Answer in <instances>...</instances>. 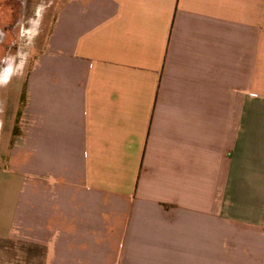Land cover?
Instances as JSON below:
<instances>
[{
    "label": "crops",
    "instance_id": "0c3cea01",
    "mask_svg": "<svg viewBox=\"0 0 264 264\" xmlns=\"http://www.w3.org/2000/svg\"><path fill=\"white\" fill-rule=\"evenodd\" d=\"M5 1L0 264H264V0Z\"/></svg>",
    "mask_w": 264,
    "mask_h": 264
},
{
    "label": "rangeland",
    "instance_id": "374dc122",
    "mask_svg": "<svg viewBox=\"0 0 264 264\" xmlns=\"http://www.w3.org/2000/svg\"><path fill=\"white\" fill-rule=\"evenodd\" d=\"M6 0L3 2L4 10L13 11V18H7L8 25L5 26V38H4V59L5 64L2 69V73L11 74L13 70L15 72H26L28 63L31 57L37 55L38 52L34 50L33 43L37 38L42 37L46 30V23L42 19L43 7L45 2L43 0L36 1V13L35 16L31 11V0ZM1 6V5H0ZM30 6V8H28ZM10 11V12H11ZM7 11V13H10ZM20 16V17H19ZM10 17V16H9ZM19 17V19H18ZM41 41V38H39ZM19 69L17 68V64ZM16 65V66H15ZM15 66V69H14ZM1 68V67H0Z\"/></svg>",
    "mask_w": 264,
    "mask_h": 264
}]
</instances>
